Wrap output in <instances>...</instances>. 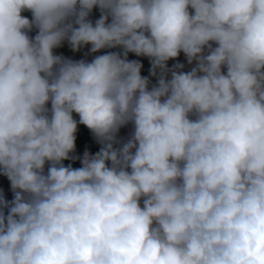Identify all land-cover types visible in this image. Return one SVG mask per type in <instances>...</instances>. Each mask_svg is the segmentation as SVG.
<instances>
[{
    "label": "clouds",
    "instance_id": "9594fccd",
    "mask_svg": "<svg viewBox=\"0 0 264 264\" xmlns=\"http://www.w3.org/2000/svg\"><path fill=\"white\" fill-rule=\"evenodd\" d=\"M0 176V264H264V0H0Z\"/></svg>",
    "mask_w": 264,
    "mask_h": 264
},
{
    "label": "trees",
    "instance_id": "16d2710c",
    "mask_svg": "<svg viewBox=\"0 0 264 264\" xmlns=\"http://www.w3.org/2000/svg\"><path fill=\"white\" fill-rule=\"evenodd\" d=\"M25 16H27L30 20H31V13L30 12H25L23 13ZM95 16L97 19H99L100 16V12L98 8H95ZM34 35L33 37L37 34V30L33 29ZM109 51H114V50H109ZM134 54L129 53V59L134 57ZM67 57V56H65ZM72 58L74 60H79L82 59L84 57H69ZM93 58V56H88L87 59L89 61H91V59ZM149 68L150 66H144L142 68V76H148L149 75ZM153 83H155V80L153 79L152 81ZM74 118L75 119H79L78 116H76L74 114ZM129 129L127 128H122L120 130V135L126 137L128 135ZM77 139H76V153L77 155H81L83 154V152L87 149L90 153L94 154L97 151H99L100 145H98L92 138L91 133L89 132V130L84 127L83 125H78V131L76 133ZM65 165L67 166L69 163H71L70 161H65L64 162ZM73 168H78L80 167V163L79 161H76L75 163L72 164ZM0 190H3L6 198L8 200H11L13 198V194L10 190V184L9 181L7 180L6 177L4 176H0Z\"/></svg>",
    "mask_w": 264,
    "mask_h": 264
},
{
    "label": "crops",
    "instance_id": "0c3cea01",
    "mask_svg": "<svg viewBox=\"0 0 264 264\" xmlns=\"http://www.w3.org/2000/svg\"><path fill=\"white\" fill-rule=\"evenodd\" d=\"M90 19H92L93 21H95L97 19L96 16H95V8L93 9V11H92V13L90 15ZM89 47L90 46H86L80 52L73 53L71 51V49L69 48V46L67 45V43L65 42V44L61 48L55 49L54 53L55 54H62V55L67 56V57H84V54L88 51ZM112 50L120 51V49H112ZM104 51H109V50H103L101 53H97L95 55L104 54ZM89 56H92V55H89ZM128 129L130 131L131 130V126H129Z\"/></svg>",
    "mask_w": 264,
    "mask_h": 264
},
{
    "label": "rangeland",
    "instance_id": "374dc122",
    "mask_svg": "<svg viewBox=\"0 0 264 264\" xmlns=\"http://www.w3.org/2000/svg\"><path fill=\"white\" fill-rule=\"evenodd\" d=\"M23 15H24V14H23ZM29 35L33 37L34 32H33V31L30 32ZM213 47H215V45H213ZM133 59L140 60L141 63H142L144 66H149V65H150L148 59L145 58V57H136V56H134V57L130 58V60H133ZM177 60H178V62L183 63V64L185 65V67H184V71H189V70L191 69V67L194 66V65H188V64H187V61H186V59H185L183 53L180 54V56L177 58ZM176 62H177V61H169V62H168V66L171 67V66H172L174 63H176ZM129 132H130V131H129ZM129 132H128V133H129Z\"/></svg>",
    "mask_w": 264,
    "mask_h": 264
}]
</instances>
